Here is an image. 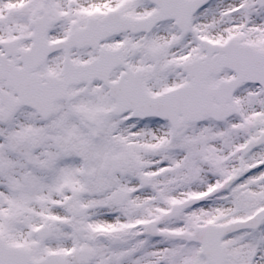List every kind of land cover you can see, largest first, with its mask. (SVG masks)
I'll list each match as a JSON object with an SVG mask.
<instances>
[{
  "label": "snow or ice",
  "instance_id": "6c2138e0",
  "mask_svg": "<svg viewBox=\"0 0 264 264\" xmlns=\"http://www.w3.org/2000/svg\"><path fill=\"white\" fill-rule=\"evenodd\" d=\"M0 264H264V0H0Z\"/></svg>",
  "mask_w": 264,
  "mask_h": 264
}]
</instances>
